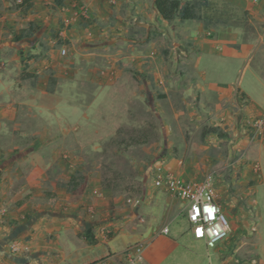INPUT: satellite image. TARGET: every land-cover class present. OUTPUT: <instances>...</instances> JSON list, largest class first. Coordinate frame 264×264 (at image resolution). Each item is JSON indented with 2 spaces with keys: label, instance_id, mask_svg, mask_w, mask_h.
Wrapping results in <instances>:
<instances>
[{
  "label": "crops",
  "instance_id": "obj_1",
  "mask_svg": "<svg viewBox=\"0 0 264 264\" xmlns=\"http://www.w3.org/2000/svg\"><path fill=\"white\" fill-rule=\"evenodd\" d=\"M12 1L0 0V264H64L72 251L88 252L75 264L120 262L111 244L127 230L146 236L141 264H166L170 228L140 227L142 204L162 197L167 215L186 217L185 204L148 181L134 199L114 196L83 164L116 139L118 110H148L165 143L157 163L176 175L225 171L234 181L216 183V201L234 220L254 182L243 156L264 151L249 125L264 113V0H202L203 19L185 21L163 19L156 0Z\"/></svg>",
  "mask_w": 264,
  "mask_h": 264
},
{
  "label": "rangeland",
  "instance_id": "obj_2",
  "mask_svg": "<svg viewBox=\"0 0 264 264\" xmlns=\"http://www.w3.org/2000/svg\"><path fill=\"white\" fill-rule=\"evenodd\" d=\"M15 1L20 2V0H13V4ZM231 78L232 76L228 74L223 79L230 81ZM118 112L121 115H118L117 119L123 123L119 126L111 124L109 127L113 128L110 132L118 128L116 139L103 142L102 149L93 152L90 157H85L83 164L92 165L94 170L100 171L104 190L114 196L134 199L142 193L146 181H148L149 193L160 189L161 194L169 195L154 184L151 173L153 166L160 161L163 151H165L163 149L165 143L159 134L160 125L154 122V118L149 115L148 110L141 109L139 113L135 111L139 115L134 118L128 117L124 110H118ZM108 119L113 121V117ZM92 121L95 122L94 127L105 123L99 117L93 118ZM207 127H203L202 134ZM156 143L159 144L158 147ZM99 144L100 141L90 140L87 146L91 150H96ZM243 159L245 164H250L254 182L247 188H243L242 202L235 205V218L233 221L230 219L231 231L228 237L220 241L215 248L209 249L205 240L194 237L187 215L185 217L183 211L178 213L181 208L176 213L167 215L162 197H159L157 202L142 204V211L148 217L146 223L139 222L140 227L163 228V226H169L170 228V233L166 237L171 246V253L164 263L264 264V151L253 156L247 154L243 156ZM257 163L260 165L259 174L261 177L257 176L254 171V165ZM227 179L232 183L234 181L226 176L225 171H216L215 183L226 184ZM183 208L185 209L184 206ZM186 209L188 210V208ZM145 237L140 236L137 240V234L129 230L126 233H119L111 244L112 251L122 254V258H124L125 251L140 241H146ZM103 252L104 250L101 248L95 247L90 251V254L92 257H99ZM87 254L88 252L85 251H79V253L72 251L63 263L75 264ZM162 255L163 251L161 250L155 261L159 262ZM141 260L139 264H141Z\"/></svg>",
  "mask_w": 264,
  "mask_h": 264
},
{
  "label": "built area",
  "instance_id": "obj_3",
  "mask_svg": "<svg viewBox=\"0 0 264 264\" xmlns=\"http://www.w3.org/2000/svg\"><path fill=\"white\" fill-rule=\"evenodd\" d=\"M87 15V10H82ZM63 54L66 53L64 49ZM252 130V139L260 138L264 133V113L261 117L249 123ZM154 184L169 193L173 198L182 201L188 208V220L192 234L196 239L205 240L209 249L215 248L218 243L228 237L231 231V222L228 215L216 201L215 171L208 173L201 181L182 178L165 168L164 163H156L152 170ZM99 197L104 196L98 191ZM211 209V211H209ZM6 209L0 204V219L4 217ZM164 233L168 228L163 229ZM13 245L12 250L18 251ZM143 254V244L137 243L125 251L122 261L116 262L103 259L93 264H139Z\"/></svg>",
  "mask_w": 264,
  "mask_h": 264
},
{
  "label": "trees",
  "instance_id": "obj_4",
  "mask_svg": "<svg viewBox=\"0 0 264 264\" xmlns=\"http://www.w3.org/2000/svg\"><path fill=\"white\" fill-rule=\"evenodd\" d=\"M59 2L60 0H56ZM207 3L202 0H156V8L163 19L167 21L173 20H202V9ZM17 9L28 11L33 7V0H22L15 4ZM214 133L219 137H225V134L219 127H207L203 134Z\"/></svg>",
  "mask_w": 264,
  "mask_h": 264
},
{
  "label": "clouds",
  "instance_id": "obj_5",
  "mask_svg": "<svg viewBox=\"0 0 264 264\" xmlns=\"http://www.w3.org/2000/svg\"><path fill=\"white\" fill-rule=\"evenodd\" d=\"M211 211V209H209Z\"/></svg>",
  "mask_w": 264,
  "mask_h": 264
},
{
  "label": "snow or ice",
  "instance_id": "obj_6",
  "mask_svg": "<svg viewBox=\"0 0 264 264\" xmlns=\"http://www.w3.org/2000/svg\"><path fill=\"white\" fill-rule=\"evenodd\" d=\"M210 211V210H209Z\"/></svg>",
  "mask_w": 264,
  "mask_h": 264
}]
</instances>
